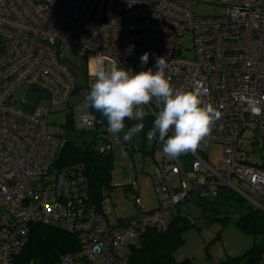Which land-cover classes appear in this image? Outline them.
I'll return each instance as SVG.
<instances>
[{
  "label": "built area",
  "instance_id": "1",
  "mask_svg": "<svg viewBox=\"0 0 264 264\" xmlns=\"http://www.w3.org/2000/svg\"><path fill=\"white\" fill-rule=\"evenodd\" d=\"M201 4L223 12L197 15ZM186 40L190 47L183 45ZM145 52L149 59L141 65ZM74 54L86 57L88 86L99 62L117 60L135 73L155 71L156 58L165 57L173 86L199 88L221 113L197 149L186 153L190 170H182L183 161L156 159L152 183L158 205L152 209L143 208L137 180L127 183L134 215L115 216L107 190L99 206L91 202L83 163L53 168L66 139L47 122L51 107L23 109L12 100L25 84L46 92L50 106L68 103L77 86L69 64ZM143 107L155 118L162 105L153 100ZM79 118L89 128L100 123L89 105ZM152 129L143 134L148 144L157 142ZM97 132L94 149L128 154L122 137L110 134L107 125ZM211 143L221 145L226 169L208 161ZM262 143L264 0H0V209L11 217L0 224V264L14 263L29 240L31 222L77 236L78 249L55 264H125L129 244L150 230H166L176 205L187 200L216 198L226 186L264 208L248 194L264 199V156L249 159ZM172 174L179 175L175 185ZM261 252L253 264H264Z\"/></svg>",
  "mask_w": 264,
  "mask_h": 264
},
{
  "label": "rangeland",
  "instance_id": "2",
  "mask_svg": "<svg viewBox=\"0 0 264 264\" xmlns=\"http://www.w3.org/2000/svg\"><path fill=\"white\" fill-rule=\"evenodd\" d=\"M195 10L197 15L206 16L220 14L223 12L221 6L212 4H201ZM184 46L190 47L191 40H186ZM184 55L191 58L192 52L185 51ZM69 64L77 76V85L79 92L71 95L69 102L65 105L50 106L49 96L42 90L32 89L25 84L18 86L12 95L16 106L23 109H34L36 107L48 108L51 111L47 113V122L56 131L67 132L65 124L69 108H72L76 130L67 132V136L73 139L77 144H82L83 140L88 141L91 137L89 127L83 125L79 114L88 106L87 87L89 77L86 71V57L74 54ZM109 66V62H105ZM24 101V102H21ZM145 110V109H144ZM128 128H125V131ZM123 139V132L119 134ZM124 141V140H123ZM125 147L133 148L134 151L128 152L126 156L122 155L120 149H115V166L112 173L113 185L110 189V196L114 203V214L117 217H127L137 213V209L131 202L130 189L127 183L137 180L140 186V197L145 210L158 205V198L155 195L152 173L156 159L164 156L162 153V142L157 141L154 144L145 142L143 132L133 136L131 141L125 142ZM223 151L220 144L211 143L208 155V161L215 168L226 169L227 164L223 159ZM264 156V143L256 148L249 159L252 162L260 161ZM181 161V159H179ZM191 158L184 159L183 162L190 163ZM175 183L177 177L172 176ZM248 192L246 187L242 188ZM254 200L264 205V199L258 195L248 193ZM175 214L187 216L190 227L184 233V242L174 252L175 260L181 261L185 258L193 260L194 264H207L215 259L221 261H231L233 258L244 254L253 244L262 242L260 235L248 234L237 227L235 221L239 215L246 212L250 207L259 208L249 198L243 196L240 192L229 187H222L219 195L213 199L187 200L179 205ZM11 220L10 215L5 209H0V224Z\"/></svg>",
  "mask_w": 264,
  "mask_h": 264
},
{
  "label": "trees",
  "instance_id": "3",
  "mask_svg": "<svg viewBox=\"0 0 264 264\" xmlns=\"http://www.w3.org/2000/svg\"><path fill=\"white\" fill-rule=\"evenodd\" d=\"M79 86L74 87L72 95L79 92ZM90 92V86L87 87V95ZM90 112L100 123L96 128H89L91 138L82 144H77L73 139L68 138L67 132L76 130L72 108H69L67 119L63 126L67 132L60 131L59 135L65 138V142L58 151L54 159L53 168L59 169L73 161L83 163L86 175L87 186L90 191V200L99 206L101 196L104 190L110 191L112 173L115 166V158L112 152H99L94 149L98 140L97 129L102 125H107L106 118L101 113L91 107L88 102ZM155 118L146 114L143 123V134L149 128H153ZM141 121L125 118V128ZM157 141H159L158 132ZM170 135V134H169ZM129 153L134 151L128 148ZM188 155L182 154L179 159H187ZM219 193V192H218ZM200 201V200H199ZM152 209V208H151ZM187 216L175 214L170 226L164 231L150 230L146 235L136 243L129 244L125 264H194L190 258L175 260L174 252L184 242V233L190 227V221ZM235 224L242 231L260 235L262 242L253 244L243 255L233 258L231 261H221L219 264H253L257 263L261 256V250L264 248V209L250 207L246 212L239 215ZM30 235L28 242L25 244L20 254L13 261V264H55L58 262L60 255L78 249L79 243L77 236L56 228L31 222ZM209 264V262L207 263Z\"/></svg>",
  "mask_w": 264,
  "mask_h": 264
},
{
  "label": "clouds",
  "instance_id": "4",
  "mask_svg": "<svg viewBox=\"0 0 264 264\" xmlns=\"http://www.w3.org/2000/svg\"><path fill=\"white\" fill-rule=\"evenodd\" d=\"M148 59L149 53H143L141 65H146ZM166 68L165 57L156 58L155 71L148 68L135 73L120 67L117 60H112L107 67L99 62L86 100L106 118L107 131L113 135L123 132L125 142L143 131L146 115L143 106L155 100L162 107L156 113L153 133L158 132L164 157L177 160L182 154L197 149L221 113L212 103L203 100L199 88L174 87ZM125 118L141 122L125 131Z\"/></svg>",
  "mask_w": 264,
  "mask_h": 264
},
{
  "label": "crops",
  "instance_id": "5",
  "mask_svg": "<svg viewBox=\"0 0 264 264\" xmlns=\"http://www.w3.org/2000/svg\"><path fill=\"white\" fill-rule=\"evenodd\" d=\"M181 161H183L182 159H181ZM182 170H184V171H187V170H190V163L188 164V163H184L183 165H182ZM172 176H175V177H177V180L175 181V183H173V182H171L172 183V185H175V184H177V181L179 180V175L178 174H172L171 176H170V178H172ZM171 181H172V179H171ZM111 183H113L112 182V180H111ZM110 183V184H111ZM153 207H155V206H153ZM152 207V208H153ZM116 216V215H115ZM192 260V259H191ZM193 261V260H192Z\"/></svg>",
  "mask_w": 264,
  "mask_h": 264
},
{
  "label": "water",
  "instance_id": "6",
  "mask_svg": "<svg viewBox=\"0 0 264 264\" xmlns=\"http://www.w3.org/2000/svg\"><path fill=\"white\" fill-rule=\"evenodd\" d=\"M261 209H264V208L261 207Z\"/></svg>",
  "mask_w": 264,
  "mask_h": 264
}]
</instances>
